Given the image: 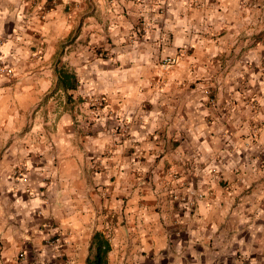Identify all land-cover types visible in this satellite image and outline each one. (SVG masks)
I'll return each instance as SVG.
<instances>
[{
    "label": "crops",
    "instance_id": "0c3cea01",
    "mask_svg": "<svg viewBox=\"0 0 264 264\" xmlns=\"http://www.w3.org/2000/svg\"><path fill=\"white\" fill-rule=\"evenodd\" d=\"M59 1L45 10L49 0H0V61L13 69L0 76V264H56L47 244L55 234L70 264H88L96 232L108 239L107 264H230L237 251L264 264V14L257 29L245 27L258 41L190 37L194 53L159 89L153 49L141 58L115 46V63L88 52L60 61L63 39L93 32L100 41L107 23L97 7L82 13L83 26L76 17L87 0H69V13ZM219 1L213 17L200 18L210 30L255 20L244 0ZM229 53L228 89L259 103V136L241 148L233 128L256 123L246 103L224 134L184 89L193 76L221 71ZM61 70L74 88L61 85ZM102 95L128 119L129 136L113 133L104 109L84 124L91 115L78 99Z\"/></svg>",
    "mask_w": 264,
    "mask_h": 264
},
{
    "label": "rangeland",
    "instance_id": "374dc122",
    "mask_svg": "<svg viewBox=\"0 0 264 264\" xmlns=\"http://www.w3.org/2000/svg\"><path fill=\"white\" fill-rule=\"evenodd\" d=\"M71 1L64 2L66 5L64 6L65 13H69L76 8ZM59 2V0H49V4L46 3L48 5H45L44 9L49 10L53 4ZM179 5L180 8L178 7ZM243 5L244 12H250V15L254 14L255 20L244 18L241 22L238 20L232 22V24L227 25L223 31L224 33L222 32L221 34L218 31L210 30L207 26L211 27V24L208 23L206 25L200 19L206 17L205 12H212L213 17L215 12L221 8L219 0H87L86 9L77 12L78 16L81 15L82 17L76 18L84 26L83 20H85V17L82 13H88L90 9L97 7L102 10L103 20L107 23V27L104 26L103 38L100 41H103L107 45V48H104V45L97 40L93 32L81 38L73 34L72 37H67L61 41L62 52L59 58L63 63H68L69 59L82 57L83 53L88 52L93 58L110 59L115 63L117 62V53H115L117 51L112 49L115 46L119 49L130 50L141 58H147V54L156 51L159 54L157 59L159 69L156 85L161 89L164 86L166 73L174 69L181 60L194 53L195 45L191 40L201 39L202 37L206 42L209 41L210 43H226L227 41L230 43L231 39L225 36L228 33L234 34L233 42L260 40L259 33H254V30L251 32L250 29L247 31L245 27L248 26L256 29L259 27L261 17L264 14V0H244ZM208 9L210 11H207ZM195 11L201 12V16L194 17L196 15ZM206 20L212 22V18ZM157 25H159V29ZM181 28L185 30V33L182 32ZM183 41H187L188 44H181ZM68 45L70 46L66 48ZM231 56V53L228 56L227 54L221 56L225 59V64L221 65V71L193 76L186 83V86L184 84V89L192 93L191 101L198 100L201 103L206 111L205 116L209 123L215 120L221 121L224 126V134L231 133L228 127L230 126L229 121L234 119L233 109L242 106L243 102L246 103L247 109L252 114L253 121L256 123L249 125V127L247 126L246 131L242 130L243 123L233 128L234 131L232 133L242 142L241 145H238L241 148L242 145H247L257 140L259 136V131L257 130L260 126L259 103L253 96L246 98L237 96L230 90L229 84L224 81V75L233 69V66L229 63ZM77 104L81 107H86L87 112L91 115L88 116L87 114V117H90V119L87 118L84 124H87L92 118L94 119L97 111L104 109L110 121L115 123L113 133H120L125 137L129 136L128 119L121 116L107 96L81 97L78 99ZM180 104L181 101L173 102V105ZM248 118L246 116L245 120L242 121L245 122ZM83 121L85 122V119ZM177 142L178 138H173L172 146L175 147ZM225 148L228 149L229 147L225 146ZM107 150L108 153L111 152L110 149ZM237 151L235 150L234 154ZM239 154L237 153V155ZM219 163L223 164L221 160ZM222 164L221 169L225 168ZM173 176L175 177V175ZM221 179L223 178L221 177ZM224 181L223 187L227 188L230 182L226 179ZM198 196H201V194ZM246 260L244 254L237 251L236 257L232 261L233 263L230 264H257L255 260H252L253 262Z\"/></svg>",
    "mask_w": 264,
    "mask_h": 264
},
{
    "label": "trees",
    "instance_id": "16d2710c",
    "mask_svg": "<svg viewBox=\"0 0 264 264\" xmlns=\"http://www.w3.org/2000/svg\"><path fill=\"white\" fill-rule=\"evenodd\" d=\"M60 83L64 88H74L76 83L74 76L65 70L59 72ZM110 249L108 239L101 232L93 235L91 242V254L89 255L88 264H107V253Z\"/></svg>",
    "mask_w": 264,
    "mask_h": 264
},
{
    "label": "built area",
    "instance_id": "2783aa9c",
    "mask_svg": "<svg viewBox=\"0 0 264 264\" xmlns=\"http://www.w3.org/2000/svg\"><path fill=\"white\" fill-rule=\"evenodd\" d=\"M13 75V69L10 67H7L5 64H2L0 61V76H5V77H11ZM19 177L23 178V173L19 172ZM60 234H55L53 238L47 240V244L51 246L53 249H55V255L53 256L54 259L56 260V264H70L71 262L65 258L63 253L59 251V247L62 246L63 242L61 239ZM19 256L23 257V253H20ZM34 264H48L45 261H38L35 262Z\"/></svg>",
    "mask_w": 264,
    "mask_h": 264
}]
</instances>
